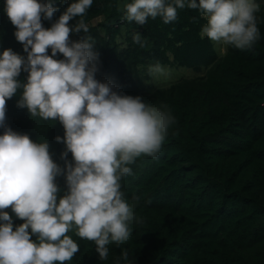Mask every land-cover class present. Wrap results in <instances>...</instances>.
<instances>
[{"label":"trees","instance_id":"16d2710c","mask_svg":"<svg viewBox=\"0 0 264 264\" xmlns=\"http://www.w3.org/2000/svg\"><path fill=\"white\" fill-rule=\"evenodd\" d=\"M119 1L93 0L85 17L89 33L73 31L70 40L91 35L99 56L95 78L110 83L121 95L140 97L153 106L167 104L176 123L160 154L155 159L138 158L130 165L132 174L120 181L130 205L134 196L139 197L135 214L140 222L130 224L129 240L120 247L109 244L108 259L100 260L94 242L70 231L80 250L66 264H116L117 260L119 264H264L263 6L256 13L260 39L253 48L227 46L220 56L213 42L199 36L206 20L198 10L178 9V19L171 24L149 18L135 31V22L116 27L124 15ZM5 2L0 0V54L12 49L26 59L14 35L17 29L4 11ZM40 2L59 9L52 20H42L49 29L76 0ZM79 19L69 21V27L74 28ZM135 34L147 39L146 47L133 43ZM47 54L51 56L50 48ZM53 58L64 59L62 54ZM156 62L190 68L200 75L150 92L140 68ZM27 77L22 71L18 79L26 83ZM22 91L6 101V127L35 143L49 144L54 163L65 169L55 181L62 198L67 192L66 165L74 163L71 153L62 159L66 144L56 140L64 138L65 129L58 119L45 121L19 108ZM4 131L0 128V135ZM5 211L14 229L25 222L11 208ZM123 251L129 254L127 262L121 259Z\"/></svg>","mask_w":264,"mask_h":264},{"label":"clouds","instance_id":"9594fccd","mask_svg":"<svg viewBox=\"0 0 264 264\" xmlns=\"http://www.w3.org/2000/svg\"><path fill=\"white\" fill-rule=\"evenodd\" d=\"M93 0H76L45 29L59 10L51 2L6 0L4 11L17 29L15 38L27 58L7 49L0 54V264H66L80 248L71 236L92 241L100 260H107L111 243L117 247L131 235L130 224L139 218L134 196L130 205L120 181L132 174L138 158L155 159L162 151L176 119L167 104L153 106L140 97L121 95L110 83L98 81L99 56L91 35L78 42L70 34L89 33L85 17ZM198 10L206 23L199 36L214 44L251 50L260 39L255 0H132L123 5L122 19L145 25L149 18L164 24L178 19V9ZM80 17L74 28L69 21ZM133 43L146 47L139 34ZM51 49V56L47 54ZM62 54L64 59H54ZM225 54V53H224ZM27 72V82L18 79ZM151 77L166 74L156 62ZM22 89L19 108L32 117L57 119L65 129L62 159L66 165L67 192L62 198L55 183L65 169L54 163L47 142L35 143L6 127V101ZM25 221L15 227L6 209ZM35 236L36 240L32 237ZM128 252L121 259L128 261ZM116 264H119L117 260Z\"/></svg>","mask_w":264,"mask_h":264},{"label":"rangeland","instance_id":"374dc122","mask_svg":"<svg viewBox=\"0 0 264 264\" xmlns=\"http://www.w3.org/2000/svg\"><path fill=\"white\" fill-rule=\"evenodd\" d=\"M120 6L123 7L125 3H130L132 0H120ZM260 6H263L264 8V0L259 4ZM127 28L124 27L122 29V32L126 33ZM125 36L122 37L121 45H124ZM215 48L218 51L220 56H223L224 53L227 51V46L222 44H215ZM149 67V66H148ZM148 67H142L140 68V76L143 79V81L146 83L148 87V91L152 92L156 89L165 88L170 85L176 84L184 79L193 78L196 76H199L200 73H196L193 69L185 68V67H179V66H164L166 68V74L164 75H158L156 77H151L148 74Z\"/></svg>","mask_w":264,"mask_h":264},{"label":"built area","instance_id":"2783aa9c","mask_svg":"<svg viewBox=\"0 0 264 264\" xmlns=\"http://www.w3.org/2000/svg\"><path fill=\"white\" fill-rule=\"evenodd\" d=\"M68 2H69V0H66V3H67V4H68ZM125 23H126V21L122 19L119 23L116 24V27H118V26H120V25H123V24H125ZM135 27H136V28H135V31H137V30L140 31L141 28L143 27V25H138V24L135 23Z\"/></svg>","mask_w":264,"mask_h":264}]
</instances>
